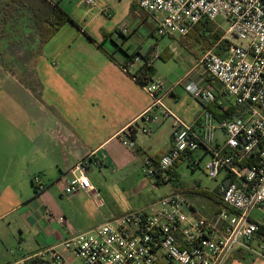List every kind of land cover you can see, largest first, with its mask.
Returning <instances> with one entry per match:
<instances>
[{
	"label": "crops",
	"instance_id": "crops-1",
	"mask_svg": "<svg viewBox=\"0 0 264 264\" xmlns=\"http://www.w3.org/2000/svg\"><path fill=\"white\" fill-rule=\"evenodd\" d=\"M96 1L88 5L86 0H55L69 19L39 54L36 86L0 68L7 82L0 84V264L48 248L72 259L61 246L72 233L90 231L111 217L140 210L120 200L115 189L138 183L136 173L146 158L158 163L171 150L173 135L169 121L152 126L150 134L142 133L139 119L152 99L136 75L162 80L165 104L197 129L204 107L187 97L186 85L194 81L219 90L218 82L199 64L205 52L184 58L180 70L152 77L155 60L170 56L161 55L158 44L143 51L142 31L156 33L157 17L141 10L135 0ZM219 43L211 49L219 51ZM212 110L218 114L216 105ZM125 137L135 140V149L123 144ZM199 151L206 155L203 149L195 153ZM195 153L177 165L185 160L192 163ZM83 160L96 191L68 195L69 171ZM36 177L42 180V190L34 182ZM171 179L157 186L171 184L166 196L183 194L202 216L215 218L226 209L219 186L213 192L219 195L222 209L220 204L211 206L213 198L196 194L197 185L182 187L175 176ZM60 217L65 223L59 222ZM257 246L255 240L252 247ZM225 264H264V258L235 249Z\"/></svg>",
	"mask_w": 264,
	"mask_h": 264
},
{
	"label": "built area",
	"instance_id": "built-area-1",
	"mask_svg": "<svg viewBox=\"0 0 264 264\" xmlns=\"http://www.w3.org/2000/svg\"><path fill=\"white\" fill-rule=\"evenodd\" d=\"M96 3L86 0L88 5ZM135 3L157 17L160 36H187L201 22H213L224 31L220 42L229 41L223 55L212 48L199 62L220 85L218 92L194 81L186 85L204 107L198 129L165 104L160 79L142 85L152 100L139 119L145 135L161 121L172 125V148L158 163L146 158L148 174L158 183L169 182L181 159L203 149L209 155L207 175L221 178L219 192L226 209L209 219L194 210L183 194L173 193L144 209L111 217L90 231L72 233L61 244L72 259L48 248L7 264H225L235 249L264 258L260 231L264 227V0ZM213 105L218 114L211 111ZM122 141L130 148L137 146L129 137ZM69 174L66 194L96 191L86 160L76 163ZM34 182L38 190L44 188L39 177ZM58 220L65 223L64 217Z\"/></svg>",
	"mask_w": 264,
	"mask_h": 264
},
{
	"label": "rangeland",
	"instance_id": "rangeland-1",
	"mask_svg": "<svg viewBox=\"0 0 264 264\" xmlns=\"http://www.w3.org/2000/svg\"><path fill=\"white\" fill-rule=\"evenodd\" d=\"M5 3L6 0H0V68L7 69L14 78L22 83L36 86L38 80L34 76V68L37 66L40 54L37 50L40 41L38 29L33 17L25 10L16 12L10 20H6L4 15ZM216 28L221 27L216 24ZM223 28L228 29V24L223 23ZM203 40L206 41V38L204 37ZM203 40H198L195 36L189 35L162 37L157 32L151 35L148 29L142 31L141 45L144 53H147L151 46L158 44L161 55H165V53L170 55L155 60V67L150 72L152 77L155 74H166L172 70H180L184 66V58L190 54L202 55L203 52L211 49ZM111 45L115 46L113 43ZM4 80L5 76L0 71V84H7ZM186 95L193 103H197V100L189 92ZM193 158L198 164L185 160L175 166L176 183H183L182 187L191 188L197 185L200 189L216 191L221 178L215 180L207 175L205 168L209 160L208 155H203L199 151L195 153ZM136 178L139 180L138 183L132 181L130 187L115 189V194H118L120 200L127 203L130 201L135 207H139L138 209L149 206L170 192L171 184L157 186L158 179L148 174L145 165L137 171ZM217 204L216 201H213L211 206L216 208Z\"/></svg>",
	"mask_w": 264,
	"mask_h": 264
},
{
	"label": "trees",
	"instance_id": "trees-1",
	"mask_svg": "<svg viewBox=\"0 0 264 264\" xmlns=\"http://www.w3.org/2000/svg\"><path fill=\"white\" fill-rule=\"evenodd\" d=\"M5 5L4 15L6 20H10L16 12L22 10L29 12L31 17H33V21L36 24L40 36V41L37 47L39 53L43 50L45 44L55 36L63 24L69 19L59 9L57 4L51 0H6ZM223 35V29L216 28V24L213 22H201L189 33V36H195L198 40H203L205 37L206 41H203L207 43L208 47L216 45L222 39ZM229 45V41L223 40L218 44V50L225 51ZM145 75L143 77L136 75L137 81L143 86L151 81L149 80V77ZM212 111L216 114V111ZM172 174L173 177L176 175L174 171ZM193 191L201 196L213 198L218 204H220L219 209H222L221 202L218 200L219 195L217 192H209L199 188H194ZM260 231L264 234V227H261Z\"/></svg>",
	"mask_w": 264,
	"mask_h": 264
}]
</instances>
